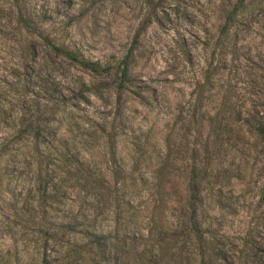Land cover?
Returning a JSON list of instances; mask_svg holds the SVG:
<instances>
[{"label":"rangeland","instance_id":"obj_1","mask_svg":"<svg viewBox=\"0 0 264 264\" xmlns=\"http://www.w3.org/2000/svg\"><path fill=\"white\" fill-rule=\"evenodd\" d=\"M235 1L0 0V264H39L55 229L127 237L135 256L167 153L176 262L153 232L145 264H264V0H244L224 39ZM44 37L110 69L84 70ZM64 162L105 186L60 180Z\"/></svg>","mask_w":264,"mask_h":264},{"label":"trees","instance_id":"obj_2","mask_svg":"<svg viewBox=\"0 0 264 264\" xmlns=\"http://www.w3.org/2000/svg\"><path fill=\"white\" fill-rule=\"evenodd\" d=\"M243 5L244 0H236L232 7L225 12L219 31L222 38H227L228 29L232 24L236 14L240 11ZM43 40L49 44L54 53L77 63L81 68L95 75H104L110 69L108 65L101 64L97 60L84 59L73 51L64 49L50 41H47L45 37ZM31 57L32 56H29L28 58ZM209 76V74H204L203 81L197 83V85L200 87L204 86L205 83L208 82ZM126 78L127 66L124 64L121 68L119 83L121 84L126 80ZM230 100V96H227L224 93L221 100L222 106L225 107L229 105ZM213 127L215 128L214 135L217 136L220 130V120H217L213 124ZM257 130L258 132L264 134V127L259 125ZM65 157L66 156L64 155L63 157L60 156L59 158L61 161H66ZM171 164V159L167 153L164 155V157H162L155 170L153 181L151 183L153 203L150 211V226L146 231V235L142 239V248L136 252L135 256L131 254L134 246L133 241H130L131 247L129 248V244L126 243L127 237L118 235L107 237L109 231L106 232L96 229H83L77 233L78 237H73L71 240H69L68 238L63 239L61 235L64 229H55L51 233H43V236H40L42 257L39 264H72L74 263V258L77 256H79L85 264H101L103 261H105L104 263H107L106 261L108 258L112 259L113 262L118 260L123 264H145V250L149 240L147 237L153 232L156 235V248L162 250L163 257L169 256V254L171 256V258L167 259L166 262H176L174 253H172L170 250L174 246L171 245V240L173 241L175 237L170 240L165 239L163 237L161 225V215L168 203L166 184L169 181ZM59 170L62 174L60 176L62 179H59L63 181V178H65L67 182L70 181L73 185H75L78 190L95 193L98 192L100 188L105 186L102 179L93 176L87 167L81 162L75 164L64 162L63 165L59 167ZM189 184L191 187L192 181L189 182ZM261 196L262 199H264V186L261 189ZM44 242H48L50 246H54L55 249L53 255L50 253L47 254V248L46 245L43 244Z\"/></svg>","mask_w":264,"mask_h":264}]
</instances>
